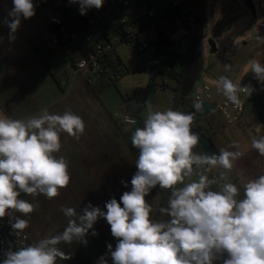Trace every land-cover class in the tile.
<instances>
[{
    "label": "clouds",
    "instance_id": "9594fccd",
    "mask_svg": "<svg viewBox=\"0 0 264 264\" xmlns=\"http://www.w3.org/2000/svg\"><path fill=\"white\" fill-rule=\"evenodd\" d=\"M105 0H70L78 3L81 15L103 7ZM9 39L21 19L35 15L33 0H12ZM264 39V38H262ZM231 71L230 65H225ZM248 71L264 84V64L248 61ZM217 91L239 107L241 93L251 96L250 85L241 86L227 76L215 81ZM201 111L200 102L194 104ZM194 114L171 108L153 111L149 106L143 127L131 134L138 149L137 171L131 190L119 202H106V211L89 203L82 213L61 206L68 223L62 232L38 241L10 246L0 264H58L71 259L59 245L87 244L89 230L98 219L110 225L117 243L107 245L112 264H264V174L248 179L241 186L229 180L235 162L242 157L233 141L218 154L197 152L198 133L192 130ZM83 118L71 110L50 113L43 108L26 119L0 115V219L8 217L18 240L29 227L30 214L38 204L21 199V194L43 195L51 200L71 180L69 162L60 152L61 134L79 140L85 132ZM237 150H230V149ZM251 148L264 156V135L251 140ZM219 169L218 175H210ZM195 177V178H194ZM127 187V182L121 181ZM169 190L166 206L154 208L146 197L152 189ZM122 205V206H121ZM19 213L20 215H16ZM157 213L168 219H156ZM92 236L98 235L96 231ZM97 264H108L102 256Z\"/></svg>",
    "mask_w": 264,
    "mask_h": 264
},
{
    "label": "rangeland",
    "instance_id": "374dc122",
    "mask_svg": "<svg viewBox=\"0 0 264 264\" xmlns=\"http://www.w3.org/2000/svg\"><path fill=\"white\" fill-rule=\"evenodd\" d=\"M34 3L36 5L35 15L29 19L22 18L20 27L14 34L15 38L10 40V29L4 21L6 18L10 19L8 13L13 3L12 0H0V61L3 64L0 67V90L13 89L15 91L13 99L27 109V112H24L27 117L38 114L43 108H48L50 113L62 114L65 110L73 111L83 118L86 134L107 135L105 131H112V121H114L115 135L120 136L123 141L122 145H127V137L134 130L124 132L120 129L115 121L116 115L124 108L123 98L126 95L137 89L146 88L150 82V74L138 70L137 53L125 44L117 46L116 55L122 62L125 73L115 86L102 91L95 88L97 90L95 94L82 79L73 77L67 65L64 49L52 44L49 31L51 17L49 0H35ZM253 3L256 6L257 18H254L242 0L207 1L203 42L205 73H208L203 74L196 84L192 98L203 83H208L214 90H217L215 81L220 76H227L234 83H241V86L252 79V72L247 70L248 61L251 59L259 61L262 47L257 33L250 26V21L254 25L264 23V9L259 7L264 0H253ZM119 12L118 15L124 13L121 10ZM123 16L131 18V14L124 13ZM150 33L151 40L157 37L155 28H151ZM183 35V32L176 34L173 37L175 43L169 42L166 48L176 50L178 53L185 52L187 45L186 40L182 39ZM209 39L215 40L217 54H211L207 43ZM36 57H41L51 72H48L50 74L49 85L47 87L45 84V95L42 99L37 98L38 95L31 90L32 73L29 68ZM225 65H230L231 71H227ZM262 92H264V87ZM173 96L174 93L171 90L153 89L149 104L141 118L145 120L149 106L153 111H164L169 108L179 111L178 108L176 109ZM246 114L249 115L252 126L246 120L229 125L218 112L200 120L199 126L211 131V142L200 137V142L196 147L197 152L218 154L220 148L227 147L235 141L238 144V150L243 152V155L235 162L234 168L229 173V180L241 186V192L243 183L248 179L264 174V156H260L255 149L251 148V140L264 135V97L262 99L260 93H254L248 98ZM0 115H5L3 108L0 109ZM98 119L104 131H101L99 126L96 132L89 127L90 120L97 121ZM64 134L66 133H62L61 137ZM130 151L133 177L136 172L135 161L138 157L131 149ZM219 171V169H213L210 175H218ZM69 172L71 175L69 185L61 189L60 194L51 200L43 195L33 197L21 194V199L38 204L30 217H22L29 219L27 231L35 241L64 230L68 220L61 211L62 205L74 207L80 211L82 190L87 185H85L84 176L77 175L70 168ZM151 193L153 191L148 196L153 198ZM85 200H90V191L86 193ZM161 218L168 219L166 216H161ZM86 239L87 244L76 242L60 244L59 247L71 256V259L58 261V264L94 263L95 257L88 249L92 241L91 230Z\"/></svg>",
    "mask_w": 264,
    "mask_h": 264
},
{
    "label": "built area",
    "instance_id": "2783aa9c",
    "mask_svg": "<svg viewBox=\"0 0 264 264\" xmlns=\"http://www.w3.org/2000/svg\"><path fill=\"white\" fill-rule=\"evenodd\" d=\"M207 1H203L202 29L205 23ZM71 4L76 8L75 14L70 24L64 28L61 36H57L50 30L52 44L62 49L78 47L85 56L77 58L74 65H71L73 77L80 78L86 85L100 90L114 86L125 73V68L115 51L116 47L122 44L135 50L138 70L142 72L162 68H168V71L176 69L175 66L170 69L169 65L172 64V54L177 51L169 50L166 46L169 42L175 43L173 37L181 32L184 33L182 39L186 40L189 31L199 24L202 14V0H105L101 9L91 8L86 15L80 14L78 3ZM110 6L128 11L131 18H121L118 21L117 29L108 32L104 29L102 19L91 12H99ZM259 7L263 10L264 3H260ZM250 26L260 39L262 50L259 61L264 64V39H262L264 38V23L254 25L250 21ZM151 28H155L157 33V37L153 40L150 38ZM164 62L169 65H165ZM158 82L157 90L159 91H166L163 85L171 84L167 79L163 81L160 79ZM244 85H250L254 89L252 94L261 93L264 86L256 79L254 73H252V79ZM173 97L175 100L176 93ZM249 97L241 93L242 104L236 107L228 102L221 93L214 90L211 85L203 83L195 91L193 100L195 103L200 102L201 105L204 103L215 105L216 112L220 113L229 125L246 120L252 126L251 119L246 115V104ZM177 108L179 111L185 112L183 105H178ZM196 111L194 109V116ZM115 121L124 132L135 130L140 124V120L129 111L127 103L116 115ZM195 128L197 125L193 121L192 130L194 132L202 138L203 136L207 139L211 138L209 129L200 127L197 131ZM34 242L36 241L27 230L21 234L18 240L11 230L9 218L0 219V261L6 258L5 252L10 246L16 250L18 246Z\"/></svg>",
    "mask_w": 264,
    "mask_h": 264
},
{
    "label": "crops",
    "instance_id": "0c3cea01",
    "mask_svg": "<svg viewBox=\"0 0 264 264\" xmlns=\"http://www.w3.org/2000/svg\"><path fill=\"white\" fill-rule=\"evenodd\" d=\"M120 10L124 13L130 14L124 9L113 6L107 7L99 12H91V14L99 16L102 19L104 29L111 32L117 29L118 21L125 17L123 16L124 13L118 15ZM72 50L73 47L64 49L67 56V65L70 68V71L71 63L69 61V55ZM185 52H182V54H185ZM2 66L3 64L0 61V67ZM29 71L32 73L31 90L35 95H38L37 98L42 99L45 95V84L47 87L49 85L50 69L41 57H36V59L32 60ZM14 94L15 91L13 89L0 90V109H4L5 116L15 119L28 118L24 115V112H27V109L14 101ZM260 95L263 99L264 92H261ZM247 116L249 117V115ZM112 125V131H105L107 135L100 136L99 134L84 133L79 140H76L67 134H64V136L61 137L62 147L57 155L64 156L69 162V168L73 169L74 173L77 175L84 176L83 179L85 185H87V187H84L82 190L81 213L83 208L89 203L106 211L104 206L107 201L116 198L119 202L123 192L131 190L132 155L130 147L128 144H121V142H123L122 139L114 133V121H112ZM98 126L101 131H104L103 127L100 125V119L97 121L90 120L89 127L95 132ZM135 170L137 171V169ZM121 181L127 182L128 186L125 187ZM88 191H90L89 201L85 200ZM150 195H153V198L155 199L153 200V198L147 196L146 200L149 203H152L154 208L162 206V198L160 195L153 193ZM155 218L162 219L158 213ZM93 230L96 231L98 235L92 236V241L88 245L90 253L96 260L92 264L97 263L102 256L108 261V264H112L107 245L112 244L114 250L117 240L111 235L110 225H108L106 220L100 218L95 223L94 228L91 229V232ZM215 264H221V262L217 261Z\"/></svg>",
    "mask_w": 264,
    "mask_h": 264
},
{
    "label": "trees",
    "instance_id": "16d2710c",
    "mask_svg": "<svg viewBox=\"0 0 264 264\" xmlns=\"http://www.w3.org/2000/svg\"><path fill=\"white\" fill-rule=\"evenodd\" d=\"M203 1L204 0H202L201 4L202 14L199 24L194 29L190 30L188 36L186 37L187 49L185 54H182L180 52L173 53L172 64L169 65V63L164 62L165 65H169L170 69L172 68V66H175L177 68H174L171 71H168V68L152 69L148 72L150 74V82L148 86L146 88L137 89L123 98L124 103L128 104L129 111L140 120V124L138 127H143L144 125V120L141 118V116L149 104L153 89L157 90V87L159 85L158 81L160 79L162 81L164 79H167L168 82L171 83L163 85V87L166 90H171L173 93H176V109L178 105H183L185 112H194L195 102L191 96L196 84L202 78V75L205 74L206 71L204 66V31L201 28V25L204 21ZM33 2H35V0H33ZM49 10L51 14L49 25L50 30L57 36H61L64 28H66L70 24L75 14L76 8L70 3V0H49ZM83 56L85 55L80 52V49L74 46L71 54L69 55V61L71 65H74V62L77 58ZM88 87L91 88V90L95 94L97 93V90H95L94 87ZM106 88L108 87H105L104 89ZM100 91H102V89ZM196 125L197 128H195V130L199 131V121L196 122ZM131 134H129V136L127 137V142L130 149L138 157V149L133 148L131 144ZM203 138H205V136H203ZM207 140H210L211 142V139ZM152 191L154 194H158L161 196L162 206H166L168 198L170 196V191L161 190L158 186L152 189Z\"/></svg>",
    "mask_w": 264,
    "mask_h": 264
},
{
    "label": "water",
    "instance_id": "95a60500",
    "mask_svg": "<svg viewBox=\"0 0 264 264\" xmlns=\"http://www.w3.org/2000/svg\"><path fill=\"white\" fill-rule=\"evenodd\" d=\"M242 2L246 6V8L249 10V12L254 16V18H256L257 13H256V7L253 3V0H242ZM207 43H208V46L210 47L211 54H217L218 49H217V45H216L215 40L209 39ZM214 112H216L215 105L204 103V104H202L201 111H196V114L194 116V121L198 122V121L210 116Z\"/></svg>",
    "mask_w": 264,
    "mask_h": 264
}]
</instances>
